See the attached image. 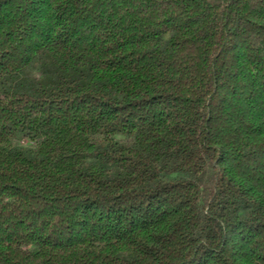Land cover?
Here are the masks:
<instances>
[{"label":"trees","instance_id":"trees-1","mask_svg":"<svg viewBox=\"0 0 264 264\" xmlns=\"http://www.w3.org/2000/svg\"><path fill=\"white\" fill-rule=\"evenodd\" d=\"M0 264H264V0H0Z\"/></svg>","mask_w":264,"mask_h":264}]
</instances>
